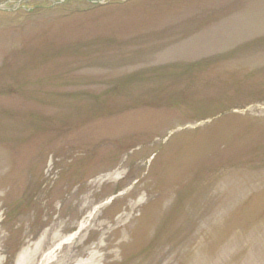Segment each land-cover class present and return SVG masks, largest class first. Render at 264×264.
I'll use <instances>...</instances> for the list:
<instances>
[{"label":"rangeland","instance_id":"374dc122","mask_svg":"<svg viewBox=\"0 0 264 264\" xmlns=\"http://www.w3.org/2000/svg\"><path fill=\"white\" fill-rule=\"evenodd\" d=\"M0 264H264V0H0Z\"/></svg>","mask_w":264,"mask_h":264},{"label":"bare ground","instance_id":"6f19581e","mask_svg":"<svg viewBox=\"0 0 264 264\" xmlns=\"http://www.w3.org/2000/svg\"><path fill=\"white\" fill-rule=\"evenodd\" d=\"M75 235H72V236H70V238L69 239H67L66 241H71V240H73V237H74ZM49 260V259H48Z\"/></svg>","mask_w":264,"mask_h":264}]
</instances>
